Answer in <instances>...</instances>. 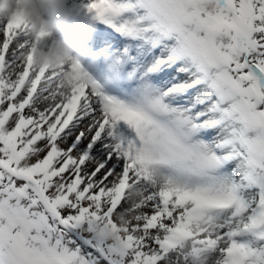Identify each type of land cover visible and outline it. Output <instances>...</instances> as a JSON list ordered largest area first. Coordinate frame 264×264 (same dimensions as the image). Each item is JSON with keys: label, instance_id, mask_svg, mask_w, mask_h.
Listing matches in <instances>:
<instances>
[{"label": "snow or ice", "instance_id": "6c2138e0", "mask_svg": "<svg viewBox=\"0 0 264 264\" xmlns=\"http://www.w3.org/2000/svg\"><path fill=\"white\" fill-rule=\"evenodd\" d=\"M76 8L55 68L0 18V264H264V0Z\"/></svg>", "mask_w": 264, "mask_h": 264}, {"label": "clouds", "instance_id": "9594fccd", "mask_svg": "<svg viewBox=\"0 0 264 264\" xmlns=\"http://www.w3.org/2000/svg\"><path fill=\"white\" fill-rule=\"evenodd\" d=\"M0 18L23 19L33 39L51 41L33 54L37 66L55 68L82 59L96 31L92 21H77L68 0H0Z\"/></svg>", "mask_w": 264, "mask_h": 264}, {"label": "bare ground", "instance_id": "6f19581e", "mask_svg": "<svg viewBox=\"0 0 264 264\" xmlns=\"http://www.w3.org/2000/svg\"><path fill=\"white\" fill-rule=\"evenodd\" d=\"M77 1V3L76 4H78L79 3V0H76ZM74 6V5H73ZM75 8H76V5L74 6ZM88 18V17H87ZM44 43H47V44H50L51 43V41L50 40H48V41H44ZM41 107H43V105H40Z\"/></svg>", "mask_w": 264, "mask_h": 264}, {"label": "rangeland", "instance_id": "374dc122", "mask_svg": "<svg viewBox=\"0 0 264 264\" xmlns=\"http://www.w3.org/2000/svg\"><path fill=\"white\" fill-rule=\"evenodd\" d=\"M91 168V165H89V169Z\"/></svg>", "mask_w": 264, "mask_h": 264}]
</instances>
